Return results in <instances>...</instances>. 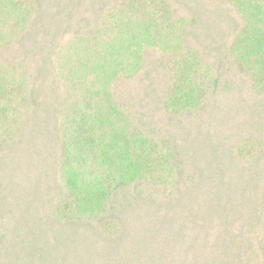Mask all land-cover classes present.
<instances>
[{
	"label": "trees",
	"instance_id": "16d2710c",
	"mask_svg": "<svg viewBox=\"0 0 264 264\" xmlns=\"http://www.w3.org/2000/svg\"><path fill=\"white\" fill-rule=\"evenodd\" d=\"M0 264H264V0H0Z\"/></svg>",
	"mask_w": 264,
	"mask_h": 264
}]
</instances>
